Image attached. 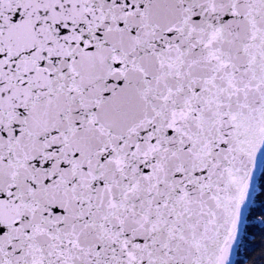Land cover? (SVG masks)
I'll use <instances>...</instances> for the list:
<instances>
[{"label": "snow or ice", "instance_id": "6c2138e0", "mask_svg": "<svg viewBox=\"0 0 264 264\" xmlns=\"http://www.w3.org/2000/svg\"><path fill=\"white\" fill-rule=\"evenodd\" d=\"M0 264H264V0H0Z\"/></svg>", "mask_w": 264, "mask_h": 264}, {"label": "trees", "instance_id": "16d2710c", "mask_svg": "<svg viewBox=\"0 0 264 264\" xmlns=\"http://www.w3.org/2000/svg\"><path fill=\"white\" fill-rule=\"evenodd\" d=\"M236 260H237V261H243V260H244V257H243L242 255H241V256H237V257H236Z\"/></svg>", "mask_w": 264, "mask_h": 264}, {"label": "water", "instance_id": "95a60500", "mask_svg": "<svg viewBox=\"0 0 264 264\" xmlns=\"http://www.w3.org/2000/svg\"><path fill=\"white\" fill-rule=\"evenodd\" d=\"M236 257H237V256L234 257V260H236Z\"/></svg>", "mask_w": 264, "mask_h": 264}]
</instances>
